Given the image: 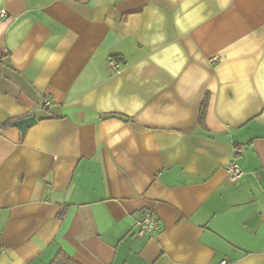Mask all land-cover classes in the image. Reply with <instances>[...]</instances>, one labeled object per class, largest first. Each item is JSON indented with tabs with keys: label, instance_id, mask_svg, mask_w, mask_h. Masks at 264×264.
Wrapping results in <instances>:
<instances>
[{
	"label": "crops",
	"instance_id": "0c3cea01",
	"mask_svg": "<svg viewBox=\"0 0 264 264\" xmlns=\"http://www.w3.org/2000/svg\"><path fill=\"white\" fill-rule=\"evenodd\" d=\"M0 58V264H264V0H0Z\"/></svg>",
	"mask_w": 264,
	"mask_h": 264
},
{
	"label": "built area",
	"instance_id": "2783aa9c",
	"mask_svg": "<svg viewBox=\"0 0 264 264\" xmlns=\"http://www.w3.org/2000/svg\"><path fill=\"white\" fill-rule=\"evenodd\" d=\"M5 14L6 12L2 10L1 16H4ZM227 170L233 179L239 178L243 173L242 169L239 167V165L235 161H232L228 165ZM158 226H159V221L154 216L153 212L150 210L144 211L143 216L140 220V233L150 232L156 229ZM220 264H228V263L227 261L224 260L220 262Z\"/></svg>",
	"mask_w": 264,
	"mask_h": 264
},
{
	"label": "water",
	"instance_id": "95a60500",
	"mask_svg": "<svg viewBox=\"0 0 264 264\" xmlns=\"http://www.w3.org/2000/svg\"><path fill=\"white\" fill-rule=\"evenodd\" d=\"M36 120L37 118L35 116H30L20 120L17 123V125L21 128L23 132H25L32 123L36 122ZM258 220H259V214L256 213L247 219L246 224L250 227H256Z\"/></svg>",
	"mask_w": 264,
	"mask_h": 264
},
{
	"label": "trees",
	"instance_id": "16d2710c",
	"mask_svg": "<svg viewBox=\"0 0 264 264\" xmlns=\"http://www.w3.org/2000/svg\"><path fill=\"white\" fill-rule=\"evenodd\" d=\"M3 60L0 58V75H1V66ZM206 111V103L204 102L201 108V120L203 121ZM51 264H77L70 256L65 253H59L56 258L52 261Z\"/></svg>",
	"mask_w": 264,
	"mask_h": 264
}]
</instances>
